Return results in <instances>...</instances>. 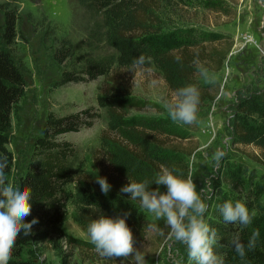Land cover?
<instances>
[{
	"label": "rangeland",
	"instance_id": "374dc122",
	"mask_svg": "<svg viewBox=\"0 0 264 264\" xmlns=\"http://www.w3.org/2000/svg\"><path fill=\"white\" fill-rule=\"evenodd\" d=\"M205 1L142 0L137 11L134 8L113 17L96 11L88 0H0V41L11 51L26 82L25 94L12 112L8 147L14 154V165L9 183L18 185L21 175L37 163L35 143L49 114L66 115L90 106L99 114L93 126L63 136L75 146L74 196L58 224L51 223L46 209L34 213L38 222L32 226L34 239L26 246L24 258L44 264H132L131 257L100 256L87 234L88 225L99 216L129 212L126 223L145 264H174L176 260L193 264L183 244L166 240L169 229L164 220L143 209L139 200L109 198L105 205L95 207L85 204L80 193L84 175L96 180L95 163L99 160L108 167L113 141L121 140L111 126L115 124L112 111L98 103L103 78L66 86L57 82L64 69L79 71L89 63L112 59L117 50L111 42L119 31L133 26L132 18L147 22L142 27L150 24L158 30L179 29L187 37L192 29L218 32L233 41L223 68L214 74L221 83L219 95L198 110V123L182 124L180 134L170 138V144L180 149L177 154L188 162V177L208 206L205 222L208 224L218 189L230 188L224 169L228 164L245 165L248 174L264 178V140L259 136L264 122L257 116L241 122L244 138L233 127L238 104L251 95L264 94V0H215L222 6L215 9L207 8ZM143 9L144 16L135 15ZM5 10L18 15V38L12 47L2 41ZM67 47L71 51L60 62L56 52L62 54ZM155 66L151 59L146 66L150 73L138 71L133 81L136 94L155 106L129 109L132 115L168 117L162 100L170 99L171 92ZM217 150L225 153L219 163L215 160ZM157 229H163L165 236Z\"/></svg>",
	"mask_w": 264,
	"mask_h": 264
},
{
	"label": "trees",
	"instance_id": "16d2710c",
	"mask_svg": "<svg viewBox=\"0 0 264 264\" xmlns=\"http://www.w3.org/2000/svg\"><path fill=\"white\" fill-rule=\"evenodd\" d=\"M88 1L96 11L116 17L134 8L137 11L142 0ZM204 5L210 9L222 8L215 0L205 1ZM143 11L144 9L138 10L135 15L140 18L144 16ZM4 12L2 41L5 46L12 47L18 38V15L13 10ZM131 20L133 26L128 25L123 31H119L111 42L117 50L112 59L89 63L79 71L64 69L57 82V85L66 86L103 78L98 103L102 108L112 111L110 115L115 119V124L111 126L121 141L116 138L113 141L112 153L107 160L108 167L99 160L95 163L96 176L106 177L112 186L107 195L101 192L100 185L93 177L87 174L83 177L81 197L85 204L95 207L105 205L109 198L131 201L129 194L120 192L122 186L130 181H153L161 166L183 178H188L189 175L188 162L177 154L180 149L170 144V138L180 134L182 124L173 123L167 116L132 115L129 112L132 108L155 106L135 92L134 78L138 71L144 70L137 69L135 73L128 71L133 60L141 54L153 59L155 69L168 85L171 95L180 87L196 84L200 89L199 109H202L206 103L217 98L221 83L218 80L215 85L203 83L194 61L198 60L215 74L223 68L233 45L232 40H227L226 36L218 32L192 29L188 31L190 35L187 37L179 29L158 30L150 24L142 27L147 22L142 23L141 18ZM63 49L64 53L56 52L55 55L60 62L65 61L71 51L68 47ZM176 56L181 57L179 62ZM25 86L22 70L11 51L0 41V159L7 161L5 175L8 183L14 165V154L8 147L12 112L23 98ZM96 110V107L90 106L66 115H48L35 143L37 163L21 175L18 183L22 188H30L32 193L29 201L31 214L25 217L24 222L32 221L34 213L40 209H46L50 213L53 224L60 223L67 215L68 204L74 196L71 183L75 174L72 160L75 146L63 136L93 126L99 116ZM252 116H257L264 122V94L251 95L238 104L233 127L240 138L246 136L241 122ZM259 136L264 140V131H260ZM224 169L230 188L218 189L208 221V225L215 228L221 237L214 246L215 252L223 257L225 264H264V178L260 179L255 173L248 174L245 165L228 164ZM150 187L155 189L157 186L153 183ZM163 189L165 186L161 185L160 190ZM229 200L241 201L250 211L257 212L252 224L243 227L223 220L220 206ZM255 230H259L256 247L254 250L246 248V256L241 259L232 246L231 239L239 234L241 241L247 244ZM33 239L32 233L18 237L9 264H44L24 258L26 246Z\"/></svg>",
	"mask_w": 264,
	"mask_h": 264
},
{
	"label": "clouds",
	"instance_id": "9594fccd",
	"mask_svg": "<svg viewBox=\"0 0 264 264\" xmlns=\"http://www.w3.org/2000/svg\"><path fill=\"white\" fill-rule=\"evenodd\" d=\"M176 60H181L176 56ZM151 58L139 55L133 60L128 71L135 73L137 69L148 71L146 66ZM199 77L205 84L215 85L216 77L198 60L194 61ZM200 104V89L196 84H188L178 88L170 99H163L162 105L173 123L193 125L198 123ZM225 155L222 150L215 152L217 163ZM6 159H0V264H9L18 237L23 234L29 236L32 226L38 222L33 218L24 222L31 214V189L17 184L8 183L5 175ZM96 183L100 185L105 195L111 190V184L106 177L97 176ZM155 183V189L150 186ZM166 187L161 191L160 186ZM122 194H129L131 200H139L140 206L152 213L157 220L163 219L169 231L166 240L183 244L187 249L189 261L193 264H225L223 257L214 251L215 244L221 239L217 230L211 228L204 219L207 204L197 191L196 185L190 177L183 178L165 166H161L153 181H130L120 189ZM220 212L226 223L239 224L247 227L256 217L255 210H249L241 201H226L220 206ZM129 212L116 217L101 215L94 219L87 228L89 242L102 257L128 259L132 264H145V256L140 252L134 241L131 228L126 219ZM161 236H165L163 229H157ZM259 230L252 232L247 244L241 241L239 234L231 239L236 253L244 259L247 250H254ZM181 264V260L174 261Z\"/></svg>",
	"mask_w": 264,
	"mask_h": 264
},
{
	"label": "built area",
	"instance_id": "2783aa9c",
	"mask_svg": "<svg viewBox=\"0 0 264 264\" xmlns=\"http://www.w3.org/2000/svg\"><path fill=\"white\" fill-rule=\"evenodd\" d=\"M263 53H264V51H263Z\"/></svg>",
	"mask_w": 264,
	"mask_h": 264
}]
</instances>
